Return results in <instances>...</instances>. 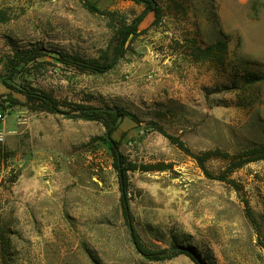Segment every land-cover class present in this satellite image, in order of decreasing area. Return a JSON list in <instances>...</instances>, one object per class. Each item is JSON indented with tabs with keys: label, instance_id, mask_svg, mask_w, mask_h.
Returning <instances> with one entry per match:
<instances>
[{
	"label": "rangeland",
	"instance_id": "1",
	"mask_svg": "<svg viewBox=\"0 0 264 264\" xmlns=\"http://www.w3.org/2000/svg\"><path fill=\"white\" fill-rule=\"evenodd\" d=\"M139 35L110 71L93 75L40 57L12 77L59 100L121 107L111 135L135 163L171 164L166 171H128L134 227L152 250L190 246L203 264H264V160L230 173L243 191L210 179L190 156L144 128L155 120L195 153L229 154L264 142V0H156ZM131 23L145 7L99 0ZM116 27L81 0H0V75L16 52L45 49L96 58ZM226 44L221 59H192L193 46ZM4 93L0 87V95ZM19 104L0 119V264H196L185 254L148 261L135 250L123 216L118 173L104 125L34 111ZM93 138H96L93 142ZM213 174L227 163L211 159ZM242 198L256 225L244 214Z\"/></svg>",
	"mask_w": 264,
	"mask_h": 264
},
{
	"label": "trees",
	"instance_id": "2",
	"mask_svg": "<svg viewBox=\"0 0 264 264\" xmlns=\"http://www.w3.org/2000/svg\"><path fill=\"white\" fill-rule=\"evenodd\" d=\"M81 1H83V4L88 11L98 13L110 21L116 22L117 29L115 30L106 48L102 50L100 55L96 58H82L42 48L16 52L15 55L7 62L8 73L0 75V87L4 91V93L0 95V115L3 116L5 114L12 113V108L20 103L18 98L13 94L14 91H18L24 95L26 99L22 105L27 106L31 110L63 114L67 118L97 121L102 123L107 130L106 136L110 139V147L114 156L113 165L118 173L122 212L129 228L131 241L135 250L148 261H164L171 259L178 254H185L196 264H203L199 256L190 246L186 247L192 250L195 254L190 252L189 249L170 251V248H162L159 250H152L148 248L140 239L134 227L127 197V190L129 186L127 172H162L172 167L171 164H165L162 162L135 163L127 161L126 157L119 151L121 141L112 139L111 135L116 131L119 123L124 118H129L137 125H140L142 121L135 114L121 107H114L111 109L100 108L89 104L71 103L66 100H59L50 93L36 89L29 85L19 90L12 84L11 79L14 75L24 73L30 65L34 61H37L40 57L51 58L54 63H60L63 67L71 68L81 73L93 75L104 74L112 70L117 65L120 58L124 56L127 49L126 43L129 39L139 35V24L148 12H153L154 23H157L162 17V9L156 0H129L137 4H143L145 7L141 15L132 20L131 23H127L122 16L117 15L114 11H108L101 8L98 4L99 0ZM225 49V42L218 41L217 43L206 46L205 48L193 46L192 53L190 55L196 62L206 59H221ZM244 80L246 84H253L264 80V76L248 73L244 76ZM144 125L147 132L155 131L161 134L170 142V144L174 145L184 154L193 158L197 166L203 171L207 178L223 181L233 187L237 192H242L243 186L237 180L230 178V173L242 168L248 163L264 160V142L248 147L235 154H229L221 151L220 149H209L203 152L195 153L179 136L168 133L157 121L149 120L146 121ZM94 140H96V138H93L91 141L93 142ZM4 158L3 148L0 145V166ZM211 159L224 160L227 163L225 170L219 174H213L210 172L206 166V162ZM242 202L244 204L245 217L251 223L256 225V220L253 216L248 200L246 198H242ZM259 245L264 249V241L259 239Z\"/></svg>",
	"mask_w": 264,
	"mask_h": 264
},
{
	"label": "water",
	"instance_id": "3",
	"mask_svg": "<svg viewBox=\"0 0 264 264\" xmlns=\"http://www.w3.org/2000/svg\"><path fill=\"white\" fill-rule=\"evenodd\" d=\"M182 249H189L184 245H179V246H174L172 248H170V251H177V250H182ZM190 250V249H189ZM190 252L194 253L192 250H190ZM195 254V253H194Z\"/></svg>",
	"mask_w": 264,
	"mask_h": 264
},
{
	"label": "built area",
	"instance_id": "4",
	"mask_svg": "<svg viewBox=\"0 0 264 264\" xmlns=\"http://www.w3.org/2000/svg\"><path fill=\"white\" fill-rule=\"evenodd\" d=\"M3 116L0 115V119L3 118ZM0 140H1V137H0ZM127 196H130V193L129 192L127 193Z\"/></svg>",
	"mask_w": 264,
	"mask_h": 264
}]
</instances>
